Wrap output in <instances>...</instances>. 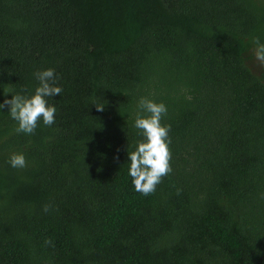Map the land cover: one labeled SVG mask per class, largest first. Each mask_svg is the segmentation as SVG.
I'll list each match as a JSON object with an SVG mask.
<instances>
[{
  "label": "trees",
  "instance_id": "16d2710c",
  "mask_svg": "<svg viewBox=\"0 0 264 264\" xmlns=\"http://www.w3.org/2000/svg\"><path fill=\"white\" fill-rule=\"evenodd\" d=\"M254 37L264 0H0V103L49 68L63 89L33 134L0 110V264H264ZM141 97L171 125L148 196L128 174Z\"/></svg>",
  "mask_w": 264,
  "mask_h": 264
},
{
  "label": "clouds",
  "instance_id": "9594fccd",
  "mask_svg": "<svg viewBox=\"0 0 264 264\" xmlns=\"http://www.w3.org/2000/svg\"><path fill=\"white\" fill-rule=\"evenodd\" d=\"M256 48L253 50L255 60L264 66V44L260 43L259 37L253 38ZM39 81V87L35 94L27 97L21 94L12 95V99L0 103V110L10 108V117L18 122L17 133L33 134L39 121L42 119L44 125L51 126L55 123V106H50L46 98L59 96L63 89L57 86V77L54 69H47L35 73ZM93 105L96 111L103 112L105 103L95 100ZM141 112L136 115L134 127L140 130L143 140L139 141L137 147L131 153L128 152L130 160L129 176L135 190L144 196L155 192L156 187L163 178L172 173V153L169 148L171 139L169 132L171 125H162L161 120L167 115V107L164 103H156L150 99L141 97L138 102ZM147 113V115H142ZM13 168H24L27 166L26 158L22 153H14L9 159ZM264 198V197H262ZM45 207V211H47ZM46 244L52 241L46 240Z\"/></svg>",
  "mask_w": 264,
  "mask_h": 264
}]
</instances>
